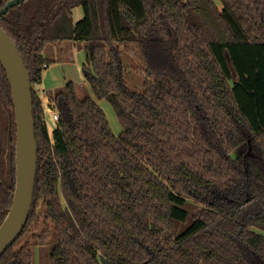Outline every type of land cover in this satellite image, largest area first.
<instances>
[{"label": "trees", "instance_id": "obj_1", "mask_svg": "<svg viewBox=\"0 0 264 264\" xmlns=\"http://www.w3.org/2000/svg\"><path fill=\"white\" fill-rule=\"evenodd\" d=\"M0 26L28 70L37 143L31 209L0 264H34L32 244L53 234L50 264H264V0H23ZM63 41L85 43L82 74L118 135L69 81L53 96L50 136L34 87L44 47ZM122 45L143 67L136 90ZM15 144L0 63V224ZM187 198L203 207L174 234ZM31 225L38 233L22 240Z\"/></svg>", "mask_w": 264, "mask_h": 264}, {"label": "water", "instance_id": "obj_2", "mask_svg": "<svg viewBox=\"0 0 264 264\" xmlns=\"http://www.w3.org/2000/svg\"><path fill=\"white\" fill-rule=\"evenodd\" d=\"M23 0H9L0 15ZM0 63L10 85L16 123L15 187L9 211L0 224V256L23 228L33 202L37 162L32 91L28 70L13 40L0 26Z\"/></svg>", "mask_w": 264, "mask_h": 264}, {"label": "rangeland", "instance_id": "obj_3", "mask_svg": "<svg viewBox=\"0 0 264 264\" xmlns=\"http://www.w3.org/2000/svg\"><path fill=\"white\" fill-rule=\"evenodd\" d=\"M82 15H83V12H82V8L80 6L73 8V20H74V22L79 20L82 17ZM74 43L80 44L79 41H75V42L67 41L61 45H65V44L72 45ZM121 48H122V59H123L124 65H125L124 74H125L127 85L131 89L136 90V89L140 88V84L144 78L142 64L140 63V61L136 55V51L134 50L133 45H122ZM82 51H83V56H84V50H82ZM77 61H78V59L76 58L74 63ZM88 89H89V92H86V93L83 91V89H82V91L80 89L78 92L79 96L81 98H83L85 96H90L91 98H93L99 104V106L102 108V110L104 111L112 132L115 135H118L120 133V131L122 130V127H121V124L119 123V121L117 120V118L114 114V111H113L112 107L110 106L109 102L106 101L105 99L97 100L95 98V96L93 95V93L91 92L90 88H88ZM57 91H59V90H56V91L48 94L49 95L48 96L49 97L48 98V101H49L48 105L51 104L53 96ZM45 111H47L46 107H45ZM44 118H45V121L47 122L48 131L51 134V130L54 128L55 124L49 118L48 114H47V116L45 114ZM49 121L52 124L48 123ZM48 124H49V126H48ZM240 153H242V150L240 147H238L237 149H235L233 151L234 156H238ZM186 201L187 202H186L185 207L188 211L189 216L187 217V219L184 222H180V221H176V220L173 221V225H174L173 233L174 234H178L181 231L185 230L189 226V224L192 222L191 215L196 213L197 211L200 210V208L203 207V204L197 202L193 198H187ZM34 227L32 225L29 227V229L24 234V237H22V240L28 238L33 232L38 233V231L35 230ZM54 242H55V235L53 234V236L48 240L47 244H45V245H40L39 243H36V242H34L32 244L33 245V263L34 264H50L49 263V255H50V250H51Z\"/></svg>", "mask_w": 264, "mask_h": 264}, {"label": "crops", "instance_id": "obj_4", "mask_svg": "<svg viewBox=\"0 0 264 264\" xmlns=\"http://www.w3.org/2000/svg\"><path fill=\"white\" fill-rule=\"evenodd\" d=\"M65 42L67 41L47 44L43 50V56L50 61V64L45 67L41 82L34 88L44 108L49 104L48 94L63 89L69 81L75 83L78 92L80 89L81 91L83 89L85 93L89 92V85L85 81L81 71V66L85 62V43L61 45ZM82 50H84V56ZM76 58L78 61L74 63ZM49 106H52V102ZM48 123L51 122L49 121Z\"/></svg>", "mask_w": 264, "mask_h": 264}, {"label": "built area", "instance_id": "obj_5", "mask_svg": "<svg viewBox=\"0 0 264 264\" xmlns=\"http://www.w3.org/2000/svg\"><path fill=\"white\" fill-rule=\"evenodd\" d=\"M46 67V66H45ZM46 108H47V111H45V108H44V113L48 114L49 118L54 122H56V120L58 119V116H57V113L56 111L53 109V107H49V105L47 104L46 105ZM47 124V122H46ZM53 130V129H52ZM51 130V132H52ZM49 132V131H48ZM50 134V133H49ZM51 135V134H50Z\"/></svg>", "mask_w": 264, "mask_h": 264}, {"label": "flooded vegetation", "instance_id": "obj_6", "mask_svg": "<svg viewBox=\"0 0 264 264\" xmlns=\"http://www.w3.org/2000/svg\"><path fill=\"white\" fill-rule=\"evenodd\" d=\"M51 136V135H50Z\"/></svg>", "mask_w": 264, "mask_h": 264}]
</instances>
